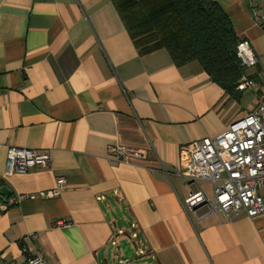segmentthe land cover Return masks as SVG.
Listing matches in <instances>:
<instances>
[{
	"label": "crops",
	"instance_id": "obj_1",
	"mask_svg": "<svg viewBox=\"0 0 264 264\" xmlns=\"http://www.w3.org/2000/svg\"><path fill=\"white\" fill-rule=\"evenodd\" d=\"M214 1L257 56L252 88L229 91L165 48L140 53L113 0H0V264H26L24 244L48 264H264V213L197 219L186 199L213 184L177 173L184 145L264 91V0ZM118 142L145 156L114 163ZM11 145L49 152L50 166L7 176ZM59 177L60 194L40 196Z\"/></svg>",
	"mask_w": 264,
	"mask_h": 264
},
{
	"label": "built area",
	"instance_id": "obj_2",
	"mask_svg": "<svg viewBox=\"0 0 264 264\" xmlns=\"http://www.w3.org/2000/svg\"><path fill=\"white\" fill-rule=\"evenodd\" d=\"M237 55L246 69L258 63L247 40L238 44ZM254 83V78L245 73L236 89L243 91L252 88ZM107 151L114 163L145 156L142 151L119 142L110 144ZM51 161L49 152L11 145L8 148L6 175L24 173L35 167L47 168ZM177 173L191 185L197 181L213 184L211 198L197 187L186 199L185 205L197 219L216 212L223 213L228 219L240 214L249 217L263 214L264 196L259 188L264 187V91L257 107L231 122L225 131L184 145ZM66 184L65 177H59L56 187L41 192L40 196H58ZM24 197L25 195H18L16 200L21 201ZM36 236V233L28 235L30 239H35ZM22 251L27 255L26 264H48L40 252L33 253L25 244ZM129 263V259L123 258L117 264Z\"/></svg>",
	"mask_w": 264,
	"mask_h": 264
},
{
	"label": "trees",
	"instance_id": "obj_3",
	"mask_svg": "<svg viewBox=\"0 0 264 264\" xmlns=\"http://www.w3.org/2000/svg\"><path fill=\"white\" fill-rule=\"evenodd\" d=\"M140 53L165 48L177 65L198 61L229 91L246 73L237 55L243 40L214 0H113Z\"/></svg>",
	"mask_w": 264,
	"mask_h": 264
},
{
	"label": "rangeland",
	"instance_id": "obj_4",
	"mask_svg": "<svg viewBox=\"0 0 264 264\" xmlns=\"http://www.w3.org/2000/svg\"><path fill=\"white\" fill-rule=\"evenodd\" d=\"M254 99V93L251 90H248L247 92H245L244 98L242 99V102L245 106L252 104V100ZM211 185L208 183L206 186V191L207 194L209 195V197H212V190H211ZM126 256H130L131 258H135L136 257V251H133V249H131L130 251H128L126 253Z\"/></svg>",
	"mask_w": 264,
	"mask_h": 264
},
{
	"label": "water",
	"instance_id": "obj_5",
	"mask_svg": "<svg viewBox=\"0 0 264 264\" xmlns=\"http://www.w3.org/2000/svg\"><path fill=\"white\" fill-rule=\"evenodd\" d=\"M9 194H10L9 187L3 186L2 188H0V198L3 199L5 202L8 201Z\"/></svg>",
	"mask_w": 264,
	"mask_h": 264
}]
</instances>
